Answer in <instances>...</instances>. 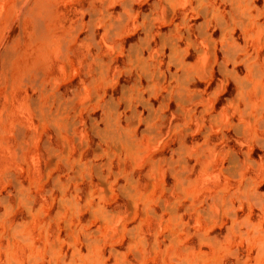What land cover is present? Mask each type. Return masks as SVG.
<instances>
[{"label": "rangeland", "instance_id": "obj_1", "mask_svg": "<svg viewBox=\"0 0 264 264\" xmlns=\"http://www.w3.org/2000/svg\"><path fill=\"white\" fill-rule=\"evenodd\" d=\"M18 1L0 262L264 264V0Z\"/></svg>", "mask_w": 264, "mask_h": 264}, {"label": "bare ground", "instance_id": "obj_2", "mask_svg": "<svg viewBox=\"0 0 264 264\" xmlns=\"http://www.w3.org/2000/svg\"><path fill=\"white\" fill-rule=\"evenodd\" d=\"M16 1H18V0H16ZM21 1H24V0H21ZM21 1L19 0L18 2L20 3ZM19 3H18V6H20ZM26 3H27V2H26ZM14 4H15V3H14ZM16 5H17V4H16ZM18 6H17V7H18ZM14 7H16V6H14ZM22 8H23V7H22ZM16 9H17V8H16ZM23 9H24V8H23ZM23 9H22V10H23ZM13 10H14V9H13ZM20 10H21V9H20ZM22 10H21V11H22ZM26 12H27V10H26ZM22 13H23V11H22ZM22 13H21V14H22ZM10 14H11V13H10ZM23 14H25V13H23ZM8 18H9V17H8ZM10 20H11V19H10ZM10 20H9V21H10ZM20 22H21V20H20ZM9 23H10V22H9ZM19 24H20V23H19ZM19 26H20V25H19ZM0 38H1V37H0ZM21 39H22V38H21ZM21 39H20V40H21ZM0 42H1V41H0ZM4 42H5V40H4ZM2 43H3V41H2ZM5 43H6V42H5ZM5 43H4V45H5ZM8 43H9V42H8ZM11 44H12V43H11ZM3 47H4V46H3ZM8 47H9V46H8ZM4 48H5V47H4ZM6 48H7V44H6ZM11 48H12V47H11ZM11 48H10V49H11ZM12 50H13V49H12ZM1 51H2V50H1ZM5 51H6V54L9 52L8 50H5V49H4L2 52L5 53ZM7 51H8V52H7ZM10 52H11L12 54H11ZM10 52H9L10 55H6V54H5L6 56H8L7 58L3 57L2 60H1V63L3 62L4 67L7 66V65H10V64H9V58H10L9 56L14 55L13 52H12L11 50H10ZM4 53H1V54H2L1 57H2V56H5V55H3ZM14 56H15V55H14ZM14 56H13V58H14ZM0 59H1V58H0ZM5 59H6V60H5ZM11 60H12V57H11ZM8 67H9V66H8ZM2 69H3V66H2ZM4 70H5V69H3L2 71H4ZM9 71H10V69H9L8 71L5 70V72H8V73L6 74V77L9 76V75H8V74H9ZM26 71H27V70H26ZM3 73H4V72H3ZM4 75H5V73H4ZM22 76H23V75H22ZM27 76H28V75H27ZM23 77H24V76H23ZM23 77H22V79H26L25 77H24V78H23ZM4 78H5V76H4ZM2 79H3V78H2ZM8 79H9V78H8ZM20 79H21V78H20ZM27 80H28V79H27ZM27 80H26V81H27ZM2 81H4V80H2ZM21 81H22V80H21ZM8 82H9V80H8ZM21 84H22V83H21ZM6 89H8L7 86H6ZM6 93H8V92H6ZM8 97H9V96H8ZM22 98H23V97H22ZM23 101H24V100H23ZM1 106L3 107V105H0V109H1ZM6 109H7V108H6ZM4 111H5V109H4ZM6 111H7V110H6ZM2 112H3V108L1 109V113H2ZM7 112H8V111H7ZM3 113H4V112H3ZM3 113L1 114V117H0V118L3 117V116H2ZM4 114H5V113H4ZM3 118H4V117H3ZM3 118H2V119H3ZM5 118H6V116H5ZM5 118H4V120H5ZM1 122H2V121H1ZM1 122H0V123H1ZM2 123H3V122H2ZM2 123H1L0 126H2ZM7 123H9V122H7ZM12 123H13V122H12ZM12 123H11V124H12ZM3 124H4V123H3ZM9 124H10V123H9ZM12 125H13V124H12ZM15 125H16V124H15ZM7 127H10V126H7ZM7 127H6V128H7ZM11 127H12V126H11ZM15 127H16V126H15ZM19 127H20V126H19ZM19 127H16L15 129L17 130ZM2 128H3V127H2ZM21 128H22V127H21ZM8 129H9V128H8ZM12 129H13V131H15L14 128H12ZM19 130H21V129L19 128ZM22 130H23V129H22ZM22 130H21V131H22ZM7 131H9V130H7ZM11 131H12V130H11ZM1 132H2V130H0V133H1ZM3 132H5V130H4ZM3 132H2V134H3ZM17 132H19V131L17 130ZM17 132H16V134H20V132H19V133H17ZM22 133H23V131H22ZM106 133H107V132H106ZM106 133H105V135H106L107 137H110L109 139L112 138V140L114 139L113 141L116 140V142H114V144L117 143L116 145H119L118 142H119V140H122L121 137H117L118 135H114V134H113L114 132H110V131H108V133H107V134H106ZM4 134H5V133H4ZM12 134H13V132L11 133V135H12ZM11 135H10V136H11ZM2 136H3V135H2ZM8 136H9V135H8ZM10 136H9L8 138H10ZM14 136H15V134H14ZM16 136L18 137V139H20L19 136H21V138L24 137L23 134H22V135H19V136L16 135ZM16 136H15V137H16ZM106 136H104V138H105ZM107 137H106V138H107ZM2 138H3V137H2ZM8 138H7V139H8ZM12 138H13V137H12ZM20 140H21V139H20ZM105 140H106V139H105ZM0 141H1V140H0ZM110 141H111V140H109V142H110ZM6 142H7V141H6ZM15 142H18V141H15ZM15 142H14V143H15ZM21 142H22V141H21ZM111 142H112V141H111ZM122 142H123V141H122ZM0 143H2V142H0ZM4 143H5V142H4ZM4 143H2V144L4 145ZM21 144H22V143H21ZM122 144H123V143H122ZM7 145H9V143H8ZM7 145H6V146H7ZM15 145H17V143H16ZM22 145H24V144H22ZM22 145H21V146H22ZM0 146H1V144H0ZM21 146L19 147V142H18V147H19V148L17 147L16 150H18V149L20 150V149H21ZM123 146H124V144H123ZM4 147H5V146H4ZM22 147H23V146H22ZM124 147L126 148V146H124ZM127 147H129V146H127ZM126 149H127V148H126ZM128 149H129V148H128ZM10 150H11V149H10ZM22 150H23V149H22ZM124 152H125V151H124ZM15 153H16V152H15ZM19 155H20V154H19ZM15 158H16V157H15ZM122 159H123V158H122ZM6 165H7V164H6ZM6 170H9V169H5V172H6ZM21 171H22V170H21ZM0 173H1V172H0ZM4 174H7V175L9 174L8 176H14V175H11V174H13L12 172H11V174H10V172H9V173H8V172H7V173H4ZM4 174H1V176L4 177ZM15 175H16V174H15ZM5 176H6V175H5ZM8 176H7V178H8ZM14 177L16 178L17 175L14 176ZM4 179H6V178H4ZM9 179H10V178H9ZM12 179H13V178L11 177V181H13ZM6 180H8V179H6ZM6 180H5V181H6ZM16 180H17V179H14L13 182H15ZM18 180H19V179H18ZM18 180H17V182H15V185H17L16 183H19ZM19 185H20V184H19ZM17 186H18V185H17ZM20 186H21V185H20ZM20 186H18V187H20ZM15 187H16V186H15ZM21 187H22V186H21ZM21 187H20V188H21ZM22 188H23V187H22ZM22 188H21L20 190H22ZM16 191H18V188H17V187H16ZM24 191H25V190H24ZM24 191H23V192H24ZM20 192H21V191H20ZM18 193H19V192H18ZM18 193H17V196H20V195H19L20 193H19V194H18ZM10 194H11V192H10ZM10 194H9V195H10ZM9 195H8V197H10ZM21 195H22V196L19 197V198H21V200H22V197L24 196V194L22 193ZM15 196H16V195H15ZM5 197L7 198V196H3V199H4V200H3V199H0V202H1V201H4V202H5V200H6ZM0 198H2V197H0ZM15 198H16V197H15ZM7 199H8V198H7ZM23 199H24V197H23ZM16 200H17V199H16ZM21 200H19V201L21 202ZM7 201H9V200H7ZM7 201L5 202L6 205H7V203H8ZM2 203H3V202H2ZM5 203H3V204H5ZM146 203H149V202H146ZM216 203H217V202H216ZM216 203H215V204H216ZM228 203H229V202H228ZM172 204H173V203H172ZM147 205H148V204H147ZM161 205H162V203H161ZM224 205H225V204H224ZM228 205H229V204H228ZM228 205H227V206H228ZM9 206H11L10 203H8V205H7L6 207L9 209V208H10ZM225 206H226V205H225ZM4 207H5V206H4ZM7 208H6V210H8ZM161 208H162V207H161ZM164 208H166V207H164ZM164 208H163L161 211H163ZM167 208H168V207H167ZM167 208H166V209H167ZM166 209H165V211H166ZM171 209H172V208H170V209L168 208L169 211H170ZM149 210H150V209H149ZM172 211H173V210H172ZM149 212H151V211H149ZM173 212H174V211H173ZM152 213H153V212H151V214H152ZM169 215H170V214H169ZM218 215H220V214H218ZM218 215H217V216H218ZM156 216H158V215H155V217H156ZM233 216H234V214H233ZM0 217H1V216H0ZM171 217H172V216H171ZM173 217H174V216H173ZM195 217H197V215H196ZM2 218H3V217H2ZM233 218H234V217H233ZM4 219H5V218H4ZM4 219H3V220H4ZM171 219H172V218H171ZM171 219H170V220H171ZM196 219H197V218H196ZM0 221H1V220H0ZM5 221H6V219H5ZM7 221H8V220H7ZM7 221H6V222H7ZM9 221H10V220H9ZM67 221H68V220H67ZM6 222H5V223H6ZM68 222H70V220H69ZM2 223H4V221H2ZM10 223H11V222H10ZM235 223H236V222H235ZM0 224H1V223H0ZM66 224H67V226L69 225L68 223H66ZM231 224H232V223H231ZM1 225H3V224H1ZM7 225H8V224H7ZM18 225H19V224H18ZM22 226H23V225H21V226L19 225V227H18V226H16V227L20 228V227H22ZM13 227L15 228V226H13ZM2 228L7 230L6 225H5V228H4L3 226H2ZM14 228H12V230H15V229H16V228H15V229H14ZM3 229H2V232H4ZM25 229H26V228H25ZM12 230H11V228H9V231L13 232ZM16 230H17V231H15V234H12V233H11V234L14 236V239H15V237H16L17 240L19 241L18 237L15 236V235H18L16 232H19V231H18V229H16ZM21 231H23V230H21ZM25 231H26V230H25ZM2 232H0V233H2ZM58 232H59V230H58ZM68 232H69V230H68ZM70 232H71V231H70ZM13 233H14V232H13ZM4 234H5V232H4ZM4 234H3V235H4ZM11 234H10V236H11ZM57 234H58V233H57ZM253 234H254V233H253ZM3 235L1 234V236H3ZM19 235H22L21 232H19ZM23 235H24V234H23ZM23 235H22V236H23ZM171 235H172V234H171ZM1 236H0V237H1ZM4 236L6 237V236H7V233H6ZM10 236H9V237L7 236V237L10 238V239L12 240L13 238H11ZM22 236H21V238H24V237H25V236H23V237H22ZM167 237H168V236H167ZM169 237H170V236H169ZM1 238H2V237H1ZM8 238H7V239H8ZM19 238H20V237H19ZM21 238H20V239H21ZM14 239H13V240H14ZM24 239H25L26 241L23 240V239L20 240V241H23V242H21V243H23L22 246L20 247V246L18 245L19 248H20V250L22 249L23 245L25 244L24 242H27V240H29L27 236H26V238H24ZM168 239H170V238H168ZM171 239H172V238H171ZM171 239H170V240H171ZM1 240H2V239H1ZM11 240H9V241L7 240V241H8V242H11ZM200 240H201V239H200ZM20 241H19V242H20ZM30 241H31V240H30ZM30 241H29V242H30ZM143 241H144V240H143ZM174 241H175V240H174ZM31 242H32V241H31ZM153 242H154V241H153ZM199 242H201V241H199ZM154 243H155V242H154ZM178 243H179V242H178ZM12 244H13V243H12ZM12 244H11V245H12ZM15 244H16V243H15ZM27 244L29 245L30 243L27 242ZM155 244H156V243H155ZM260 244H261V243H260ZM6 245H7V242H6ZM152 245H153V244H152ZM173 245H175V244H173ZM262 245H263V242H262ZM24 246H25V245H24ZM153 246H154V245H153ZM6 247L9 249L8 252L11 251L10 248L12 249V246H10V245L8 244V246H6ZM6 247H5V249H4V246H3L1 249L6 250V249H7ZM9 247H10V248H9ZM25 247H26V246H25ZM58 247H59V246H58ZM155 247H156V246H155ZM181 247H182V246H181ZM187 247H188V246H187ZM28 248H29L30 251H31V248H30V247H28ZM34 248H35V247H34ZM36 248L39 249V247H36ZM1 249H0V250H1ZM14 249H15V248H14ZM29 249H28V250H29ZM38 249H37L36 251H39ZM41 249H42V248H41ZM59 249H60V247H59ZM183 249H185V248H183ZM187 249H189V247H188ZM23 250H24V249H23ZM143 250H144V249H143ZM185 250H186V249H185ZM2 251H3V250H2ZM2 251H1V252H2ZM21 251H22V250H21ZM172 251H173V250H172ZM15 252H16V251H15ZM22 252H24V251H22ZM22 252H20V253H22ZM183 252H184V250H183ZM2 253H3V252H2ZM27 253H28V252H27ZM27 253L24 252V255L26 254L24 257L31 255V254H28V255H27ZM29 253H30V252H29ZM171 253H172V252H171ZM171 253H170V254H171ZM9 254H10V253H9ZM136 254H137V252H136ZM143 254H144V253H143ZM185 254H186V251H185ZM4 255H6V257H8V255H7L6 253H5ZM17 255H18V253H17ZM17 255H16V256H17ZM20 255L22 256V254H20ZM34 255H35V254H34ZM63 255H64V254H63ZM151 255H152V254H151ZM135 256H136V255H135ZM171 256H172V255H171ZM194 256H196V254H194ZM4 257H5V256H4ZM29 257H30V259L33 260V256H32V258H31V256H29ZM36 257H37V256H35V259H36V261H38V257H37V258H36ZM63 257L66 258V256H62L61 258H63ZM185 257H186V256H185ZM185 257L183 256V258H185ZM9 258H11V260H12V257L9 256ZM16 258H17V257H16ZM18 258H19V256H18ZM136 258H137V257H136ZM7 259H8V258L5 259V262H6ZM14 259H15V258H14ZM22 259H23V258H22ZM30 259H29V258L27 259V260H29L27 263L30 262L31 264H33V263L31 262ZM39 259H40V258H39ZM101 259H102V258H101ZM161 259H162V258H161ZM172 259H173V258H172ZM180 259H181V257H180ZM195 259H197V258H195ZM195 259H194V260H195ZM198 259H199V257H198ZM3 260H4V259H3ZM9 260H10V259H9ZM9 260H8V261H9ZM99 260H100V259H99ZM173 260H175V259H173ZM181 260H183V259H181ZM199 260H200V259H199ZM22 261H23V260H22ZM25 261H26V260H25ZM34 261H35V260H34ZM34 261H33V262H34ZM36 261H35V262H36ZM62 261H63V260H62ZM176 261H177V260H176ZM204 261H205V259H204ZM1 262H3V261L1 260ZM1 262H0V264H2ZM13 262H14L13 260H12V262L9 261L10 264H12ZM15 262H16V261H15ZM35 262H34V263H35ZM193 262H194V261H193ZM200 262H201V260H200ZM6 263H7V262H6ZM6 263H5V264H6ZM21 263H22V262H21ZM36 263H37V262H36ZM97 263H98V262H97ZM162 263H163V262H162ZM175 263H176V262H175ZM184 263H186V262L183 261V263H180V262H179V263H177V264H184ZM197 263H199V261H198ZM14 264H15V263H14ZM16 264H17V263H16ZM23 264H24V262H23ZM98 264H100V263H98ZM147 264H148V263H147ZM191 264H192V263H191ZM199 264H200V263H199Z\"/></svg>", "mask_w": 264, "mask_h": 264}]
</instances>
